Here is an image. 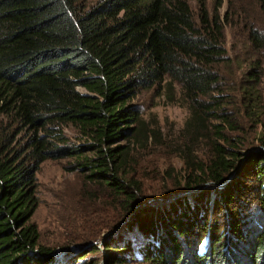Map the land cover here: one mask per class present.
I'll use <instances>...</instances> for the list:
<instances>
[{
  "label": "trees",
  "instance_id": "16d2710c",
  "mask_svg": "<svg viewBox=\"0 0 264 264\" xmlns=\"http://www.w3.org/2000/svg\"><path fill=\"white\" fill-rule=\"evenodd\" d=\"M224 29L206 0L197 17L189 0H0V264H264V109L246 103L259 144L224 133L239 128L220 111ZM251 38L264 47L260 27ZM175 83L209 152L149 201L119 143L140 92ZM64 158L104 189L107 214L59 251L31 219L41 165Z\"/></svg>",
  "mask_w": 264,
  "mask_h": 264
},
{
  "label": "rangeland",
  "instance_id": "374dc122",
  "mask_svg": "<svg viewBox=\"0 0 264 264\" xmlns=\"http://www.w3.org/2000/svg\"><path fill=\"white\" fill-rule=\"evenodd\" d=\"M96 1L88 0V4ZM189 3L197 17L200 0H189ZM206 6L212 15L218 10L225 24L228 54L220 64V95L227 102L220 111L226 112L230 122L239 128L226 129L224 133L240 134L245 137L244 141L259 144V130L249 120L246 103L253 96L264 109V47L258 50L251 40L252 28L260 27L264 32V9L259 0H206ZM133 103L140 111L141 123L133 124L135 135L119 144L131 143L134 174L144 183L150 201L153 192L183 175L185 158L193 161L205 158L209 147L206 139L199 140L201 131L186 128L190 110L177 83L172 87L143 90ZM216 121L221 126L224 124L222 120ZM65 130L70 142H84L73 127ZM73 162V158L50 159L37 173V206L31 222L38 226L41 244L59 251L67 245L75 249L88 236L99 233L107 214L104 189L87 183ZM99 246L103 248L102 243ZM93 257L100 259L99 264L104 260L100 254Z\"/></svg>",
  "mask_w": 264,
  "mask_h": 264
},
{
  "label": "water",
  "instance_id": "95a60500",
  "mask_svg": "<svg viewBox=\"0 0 264 264\" xmlns=\"http://www.w3.org/2000/svg\"><path fill=\"white\" fill-rule=\"evenodd\" d=\"M106 257H107V254H106V256H105V258H104V260L100 263V264H103V262H105L106 261Z\"/></svg>",
  "mask_w": 264,
  "mask_h": 264
}]
</instances>
